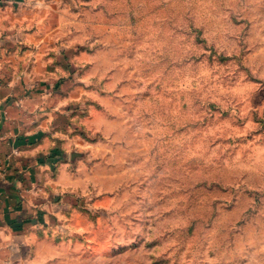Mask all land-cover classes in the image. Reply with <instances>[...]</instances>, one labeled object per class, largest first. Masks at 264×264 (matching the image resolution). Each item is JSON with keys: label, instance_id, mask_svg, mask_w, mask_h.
I'll use <instances>...</instances> for the list:
<instances>
[{"label": "rangeland", "instance_id": "rangeland-1", "mask_svg": "<svg viewBox=\"0 0 264 264\" xmlns=\"http://www.w3.org/2000/svg\"><path fill=\"white\" fill-rule=\"evenodd\" d=\"M0 43L55 135L31 264H264V0H0Z\"/></svg>", "mask_w": 264, "mask_h": 264}, {"label": "crops", "instance_id": "crops-1", "mask_svg": "<svg viewBox=\"0 0 264 264\" xmlns=\"http://www.w3.org/2000/svg\"><path fill=\"white\" fill-rule=\"evenodd\" d=\"M23 44L0 43V264H31L33 196L55 145L50 105L35 88L34 58Z\"/></svg>", "mask_w": 264, "mask_h": 264}]
</instances>
